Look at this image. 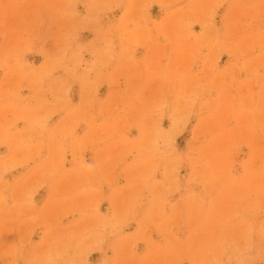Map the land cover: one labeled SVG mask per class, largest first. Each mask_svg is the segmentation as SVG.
I'll list each match as a JSON object with an SVG mask.
<instances>
[{"label": "rangeland", "instance_id": "obj_1", "mask_svg": "<svg viewBox=\"0 0 264 264\" xmlns=\"http://www.w3.org/2000/svg\"><path fill=\"white\" fill-rule=\"evenodd\" d=\"M0 264H264V0H0Z\"/></svg>", "mask_w": 264, "mask_h": 264}]
</instances>
